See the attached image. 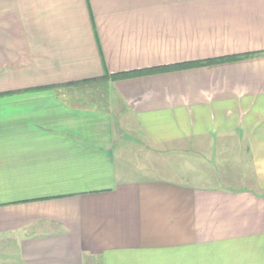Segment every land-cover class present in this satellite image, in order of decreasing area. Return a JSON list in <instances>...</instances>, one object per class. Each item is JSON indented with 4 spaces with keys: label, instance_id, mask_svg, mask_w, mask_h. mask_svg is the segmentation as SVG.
<instances>
[{
    "label": "crops",
    "instance_id": "crops-1",
    "mask_svg": "<svg viewBox=\"0 0 264 264\" xmlns=\"http://www.w3.org/2000/svg\"><path fill=\"white\" fill-rule=\"evenodd\" d=\"M0 264H264V0H0Z\"/></svg>",
    "mask_w": 264,
    "mask_h": 264
},
{
    "label": "rangeland",
    "instance_id": "rangeland-1",
    "mask_svg": "<svg viewBox=\"0 0 264 264\" xmlns=\"http://www.w3.org/2000/svg\"><path fill=\"white\" fill-rule=\"evenodd\" d=\"M85 86L86 87H82V88H83V90L86 91V93H84V95H86L84 97V99H86L87 101H95V99H96V102L98 101L101 104H104V103L106 104V102L108 100H116L115 92L113 91V89L111 88L110 85H106L104 82H95V84L90 83V84H87ZM74 90H75V88H74ZM79 90L80 89H78L77 91L79 92ZM128 133L126 134L127 136H125L123 138V141H125V142L131 141V143H129L130 146L127 147L128 148V152H127L128 158L132 162V165H130L129 168L133 170V175H138L140 173L139 168L144 170L145 161H147L149 166L151 165V162H152L150 159L151 158V150L149 152V150L147 151V150H145L144 147H142L143 141L141 140V138L138 135H134V132H131V128L129 129ZM159 158H160V156L157 155L156 159L159 160ZM150 170H151V168H150ZM141 172H143V171H141ZM130 173H132V172H130Z\"/></svg>",
    "mask_w": 264,
    "mask_h": 264
},
{
    "label": "trees",
    "instance_id": "trees-1",
    "mask_svg": "<svg viewBox=\"0 0 264 264\" xmlns=\"http://www.w3.org/2000/svg\"><path fill=\"white\" fill-rule=\"evenodd\" d=\"M250 56H237V57H229V58H219L215 60H208V61H199V62H193V63H185V64H177L173 66H169L168 68H162V69H150V70H143V71H136V72H129V73H119L118 75H115V79H125V78H133V77H139L143 75H151L163 71H177L187 68H194L195 67H203L208 65H214V64H220L227 61H234V60H241L248 58Z\"/></svg>",
    "mask_w": 264,
    "mask_h": 264
}]
</instances>
